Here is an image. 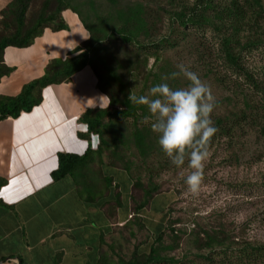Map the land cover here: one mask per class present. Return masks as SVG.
<instances>
[{
  "label": "rangeland",
  "instance_id": "1",
  "mask_svg": "<svg viewBox=\"0 0 264 264\" xmlns=\"http://www.w3.org/2000/svg\"><path fill=\"white\" fill-rule=\"evenodd\" d=\"M20 1L25 6L22 28L31 27L40 12L52 14L59 3L80 15L95 39L88 58L99 85L114 100L111 110L123 109L122 98L128 99L132 91L137 96L149 95L161 83L186 87L189 82L182 74L172 77L180 64L210 85L215 97L211 119L218 131L208 145L211 155L198 194L185 183L192 171L187 159L180 167L174 165L158 143L159 134L152 130L154 118L143 122L145 116L151 117L147 106L131 103L132 116L109 125L107 118L102 120L107 125L97 128L98 150L88 160L126 171L131 211L145 192L151 200L166 198L158 215H152L151 200L137 213L144 218L143 211L155 220L162 216L158 240L135 213L126 223L112 226L107 241L112 250L104 247L113 261L110 264H245L238 263L241 250L264 246V112L260 108L264 104V47L240 50L233 42L230 45L234 54L241 53L242 69L253 79L248 82L222 64L217 34L208 28L186 30L175 22L176 5H190L193 0ZM257 1L263 19L255 35L264 40V0ZM137 7L139 15L133 16L144 24L139 25L143 29L135 39L137 45H132L120 36L126 27L136 25L129 19ZM15 27L13 14L0 20L4 35L13 34ZM251 36L246 34L244 39ZM224 127L231 128L230 134H222ZM151 249L153 263L148 262Z\"/></svg>",
  "mask_w": 264,
  "mask_h": 264
},
{
  "label": "crops",
  "instance_id": "2",
  "mask_svg": "<svg viewBox=\"0 0 264 264\" xmlns=\"http://www.w3.org/2000/svg\"><path fill=\"white\" fill-rule=\"evenodd\" d=\"M9 1L0 0V11ZM60 16L66 30L46 28L28 47L3 49L2 65L10 72L0 77V97L18 95L51 60L76 54L73 50L88 34L71 10ZM39 96L28 112L0 120V264H110L104 247H111L112 226L126 223L134 213L142 218L137 214L142 209L131 211L129 176L88 156L71 175L50 176L57 154L95 153L97 137L81 116L107 108L108 99L96 89L88 65L67 82L41 88ZM149 203L157 212L152 215H158L166 198ZM141 213L149 231L162 230V216L155 220Z\"/></svg>",
  "mask_w": 264,
  "mask_h": 264
},
{
  "label": "trees",
  "instance_id": "3",
  "mask_svg": "<svg viewBox=\"0 0 264 264\" xmlns=\"http://www.w3.org/2000/svg\"><path fill=\"white\" fill-rule=\"evenodd\" d=\"M57 2V0H55ZM58 6L54 9V12L50 15L45 11L40 12L31 21V27L22 28V19L24 17L25 6L20 0H10L6 7L0 11V20L7 14H13L16 19V27L14 33L4 35L3 31H0V77L7 75L10 71L8 68L2 65V51L5 47L12 46L16 48L28 47L32 41L42 34L44 29H50L53 32L66 30V25L62 20L60 13L69 9L67 6ZM178 7V8H177ZM176 12L174 13V20L178 23V26L186 30L192 29L194 32L205 31V28L210 29L219 37L220 53L223 54L221 61L224 67L229 69L233 74L240 75L248 82H252V77L248 72L243 71L241 64V53L232 51L231 43L233 42L237 48L244 50L245 48L259 49L264 47V40L256 38L255 27L263 19L262 11L257 0H193L190 5L179 3L176 5ZM140 8L133 9L132 16L130 15L129 21L134 22L132 29L125 28L121 31V40L124 43L135 44V39L144 22L141 19H136L134 16L139 15ZM71 10V9H69ZM82 24L83 28L88 34L87 39L78 47H76L72 53L75 55L65 58L64 60H51L44 68L43 74L40 78L29 82L24 85L20 93L14 97H0V120L6 117L14 118L20 112H28L32 107L36 106L40 102L39 91L41 88L51 85L67 82L69 77L88 65L96 78V89L104 93L108 99V107L104 109L86 110L82 116L81 121L87 126L89 132L97 136V128H104L106 125H102V120L107 118L108 125L112 122H117L123 117L132 116L133 108L131 102L123 97L121 110H111L114 104L113 99H109L108 94L98 82V78L92 67V62L88 58L90 50H93L91 41L95 40L89 28L84 24L80 15L73 9ZM134 15V16H133ZM143 31L142 33H146ZM252 35L244 39V35ZM221 37V38H220ZM137 45V44H135ZM252 87L255 88L253 85ZM133 104V103H132ZM264 112V104L260 106ZM263 128V127H262ZM221 131L222 134L228 135L231 132L230 127H224ZM264 131V128H263ZM133 137L136 138V129L133 132ZM98 138V136H97ZM136 140V139H135ZM99 145V139H98ZM98 146L95 150L97 153ZM91 151L87 150L81 157L71 154H57L56 161L57 167L51 172L52 179H58L66 175H71L77 167L82 164L88 154ZM125 171V170H124ZM126 172V171H125ZM110 183V180L108 179ZM4 184V180L0 179V186ZM144 197L141 203L134 207V211L142 209L143 205L151 200L149 193H144ZM156 234L155 239L158 240L160 234ZM154 239V240H155ZM250 246V245H248ZM227 250V249H226ZM223 255V249L221 250ZM152 249L148 256V262L153 263L155 258ZM234 258V256H233ZM238 263L245 264H264V246L248 247L241 250L238 253Z\"/></svg>",
  "mask_w": 264,
  "mask_h": 264
},
{
  "label": "clouds",
  "instance_id": "4",
  "mask_svg": "<svg viewBox=\"0 0 264 264\" xmlns=\"http://www.w3.org/2000/svg\"><path fill=\"white\" fill-rule=\"evenodd\" d=\"M178 68L180 71L172 73V77L182 74L189 82L186 87L172 88L161 83L153 86L149 95L137 96L132 91L128 100L147 106L151 117L145 116L143 122L154 118L152 130L159 134L158 143L171 162L180 167L187 159L192 171L185 183L193 194H198L204 180L205 163L211 155L208 145L218 131L211 119L215 97L211 86L197 73L183 64Z\"/></svg>",
  "mask_w": 264,
  "mask_h": 264
},
{
  "label": "water",
  "instance_id": "5",
  "mask_svg": "<svg viewBox=\"0 0 264 264\" xmlns=\"http://www.w3.org/2000/svg\"><path fill=\"white\" fill-rule=\"evenodd\" d=\"M17 264H19V263H17Z\"/></svg>",
  "mask_w": 264,
  "mask_h": 264
}]
</instances>
